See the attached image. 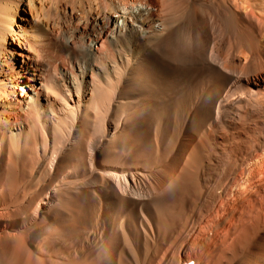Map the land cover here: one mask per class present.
Segmentation results:
<instances>
[{
  "label": "bare ground",
  "instance_id": "1",
  "mask_svg": "<svg viewBox=\"0 0 264 264\" xmlns=\"http://www.w3.org/2000/svg\"><path fill=\"white\" fill-rule=\"evenodd\" d=\"M0 264H264V0H0Z\"/></svg>",
  "mask_w": 264,
  "mask_h": 264
}]
</instances>
